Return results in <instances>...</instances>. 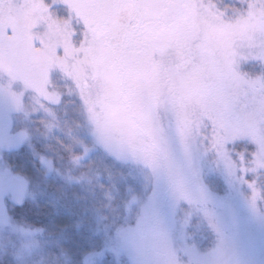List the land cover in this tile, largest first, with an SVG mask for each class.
<instances>
[{
	"label": "snow or ice",
	"instance_id": "6c2138e0",
	"mask_svg": "<svg viewBox=\"0 0 264 264\" xmlns=\"http://www.w3.org/2000/svg\"><path fill=\"white\" fill-rule=\"evenodd\" d=\"M0 264H264V0H0Z\"/></svg>",
	"mask_w": 264,
	"mask_h": 264
}]
</instances>
